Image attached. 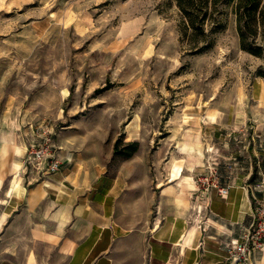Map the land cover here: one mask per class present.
<instances>
[{
    "label": "rangeland",
    "instance_id": "1",
    "mask_svg": "<svg viewBox=\"0 0 264 264\" xmlns=\"http://www.w3.org/2000/svg\"><path fill=\"white\" fill-rule=\"evenodd\" d=\"M221 8L214 46L193 53L176 0H0L1 159L30 119L53 124L73 161L155 179L177 145L192 149L200 121L224 116L260 135L264 168V59L242 49L232 6ZM131 142V157L116 153ZM198 147L214 154L213 142Z\"/></svg>",
    "mask_w": 264,
    "mask_h": 264
},
{
    "label": "crops",
    "instance_id": "2",
    "mask_svg": "<svg viewBox=\"0 0 264 264\" xmlns=\"http://www.w3.org/2000/svg\"><path fill=\"white\" fill-rule=\"evenodd\" d=\"M219 117L200 121L194 148L177 145L170 171L155 179L133 177L128 164L113 171L73 161L61 145V168L41 176L25 161L30 119H18L0 156V264H226V244L242 238L264 195V168L252 147L260 135ZM204 139L214 154L199 149ZM211 158L230 186L226 196L198 189L195 177ZM175 163L182 167L173 177ZM257 256L264 263V251Z\"/></svg>",
    "mask_w": 264,
    "mask_h": 264
},
{
    "label": "built area",
    "instance_id": "3",
    "mask_svg": "<svg viewBox=\"0 0 264 264\" xmlns=\"http://www.w3.org/2000/svg\"><path fill=\"white\" fill-rule=\"evenodd\" d=\"M30 140L27 145L26 163L41 176L57 172L63 163L61 146L56 139V129L53 124L45 122H30ZM198 189L209 192L216 189L221 196H226L230 186L223 183L219 162L211 158L206 170L196 175ZM259 185L264 191V176ZM203 209L198 208V214ZM228 252L226 264H264L258 262L257 254L264 251V195L256 197L253 221L246 229L242 238L226 244Z\"/></svg>",
    "mask_w": 264,
    "mask_h": 264
},
{
    "label": "trees",
    "instance_id": "4",
    "mask_svg": "<svg viewBox=\"0 0 264 264\" xmlns=\"http://www.w3.org/2000/svg\"><path fill=\"white\" fill-rule=\"evenodd\" d=\"M183 21L180 32L193 53L203 52L215 44L213 34L223 25L221 7L232 6L243 50L264 59V0H176ZM264 78V67L259 70ZM137 142L116 153L131 157L137 151Z\"/></svg>",
    "mask_w": 264,
    "mask_h": 264
},
{
    "label": "bare ground",
    "instance_id": "5",
    "mask_svg": "<svg viewBox=\"0 0 264 264\" xmlns=\"http://www.w3.org/2000/svg\"><path fill=\"white\" fill-rule=\"evenodd\" d=\"M188 144L190 145L191 148H194V146H195V143H193V142H191V143L188 142ZM181 167H182L181 164L175 163V170L173 172V177L178 176L179 171L181 170ZM20 186H21V182H17L14 184L13 188H15V190H18L20 188Z\"/></svg>",
    "mask_w": 264,
    "mask_h": 264
}]
</instances>
